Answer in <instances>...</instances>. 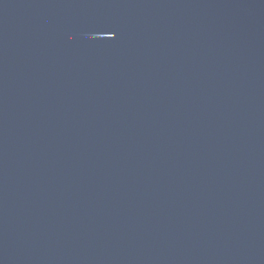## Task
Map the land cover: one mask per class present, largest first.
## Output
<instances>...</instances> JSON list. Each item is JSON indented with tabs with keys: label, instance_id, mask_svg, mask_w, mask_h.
<instances>
[{
	"label": "water",
	"instance_id": "obj_1",
	"mask_svg": "<svg viewBox=\"0 0 264 264\" xmlns=\"http://www.w3.org/2000/svg\"><path fill=\"white\" fill-rule=\"evenodd\" d=\"M0 264H264V0H0Z\"/></svg>",
	"mask_w": 264,
	"mask_h": 264
}]
</instances>
